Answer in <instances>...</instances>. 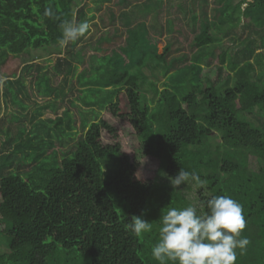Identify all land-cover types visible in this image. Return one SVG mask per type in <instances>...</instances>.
I'll return each instance as SVG.
<instances>
[{
  "label": "trees",
  "instance_id": "trees-1",
  "mask_svg": "<svg viewBox=\"0 0 264 264\" xmlns=\"http://www.w3.org/2000/svg\"><path fill=\"white\" fill-rule=\"evenodd\" d=\"M86 1L0 0V52L21 57L60 48L61 25L73 18L80 23ZM132 1L105 0L110 8ZM48 8L50 17L44 15ZM198 9L192 8L187 29L170 17L162 27L156 19L127 20L124 34L102 36L105 46L78 74L79 99L104 108L116 126L98 119L77 131V119L66 110L30 129L22 122L1 131L0 236L8 253L0 254V264H69L77 256L84 264H155L148 244L125 225L133 216L145 219L151 209L156 230L163 168L168 180L179 169L199 174L207 184L199 203L249 194V209L259 206L260 218L245 215L241 238L249 244L253 235L264 239V0H201ZM228 36L231 48L222 44ZM215 44L216 56L206 52ZM74 57L57 60V76L70 75ZM149 63L163 64L169 80L184 87L182 94L164 88L153 109L139 92ZM51 78L46 72L38 79L45 98L55 93ZM4 84L12 104L25 109L11 82ZM112 91L114 98H102ZM214 132L221 135L216 146L209 141ZM126 133L142 140L140 152L133 144L122 146ZM53 137L71 146L63 151ZM251 159L260 164L257 171ZM145 160L158 171L142 170Z\"/></svg>",
  "mask_w": 264,
  "mask_h": 264
},
{
  "label": "rangeland",
  "instance_id": "rangeland-1",
  "mask_svg": "<svg viewBox=\"0 0 264 264\" xmlns=\"http://www.w3.org/2000/svg\"><path fill=\"white\" fill-rule=\"evenodd\" d=\"M127 6L121 4V6L110 8V4L105 0H87L85 3L84 13L85 16L81 19V22L87 21L90 25L88 32L80 37L73 45L68 44L67 47L51 48L48 50L31 51L27 56L13 57L10 54L0 52V149L4 142V135L1 131L7 130L8 127L16 129L22 122H26V127L30 129L36 121L55 119L57 116H61L64 111H68L71 116L77 119V131L82 130V123L87 125L95 120H104L112 126H116L114 120L104 112V108L90 107L83 105L80 101V97L84 92L78 84V74L83 67H87L88 60L91 55L97 53V48L105 46V34L110 33H123L126 29L127 20L141 21L139 16L144 12L143 8H139L140 3H152L153 7L148 9L150 17L145 19L146 23L154 22L153 18L157 16V23L159 27L165 25L166 18L170 17L175 20L183 28L187 29V23L189 16L192 13V8L199 13L198 5L201 0H139L141 2H134ZM147 1V2H146ZM240 0H234L238 2ZM250 2L251 0H246ZM137 7L139 9H137ZM180 7V9H179ZM244 5L242 8H245ZM120 8V9H119ZM137 9V10H136ZM114 11V13H112ZM147 12V11H146ZM115 19L114 24L112 22ZM104 20L107 22L105 25ZM152 20V21H151ZM74 22V18L71 20ZM109 25H114L107 29ZM108 31V32H107ZM239 33L246 37L248 31H241ZM254 36V35H253ZM228 36L223 39L222 44L228 47H232ZM256 37V36H255ZM234 46V45H233ZM206 52L216 56L220 50L218 44L206 49ZM232 52V51H231ZM74 53H80L79 56L74 57V62L71 60V73L70 75H56L55 66L58 59L70 58ZM78 59L82 60V63L78 64ZM46 72L52 75L51 84L55 93L50 98L43 97L42 89L38 86V79ZM142 72L146 76L147 82H139V92L142 95V104L150 106L152 109L155 107L159 93L164 88L175 90L178 94L183 93L184 87L176 82L169 80V75L163 64L155 65L149 63L146 67L142 68ZM10 81L11 88L15 92L20 93V97L17 99L21 102L25 109H22L19 105H14L9 98V95L4 91V82ZM185 85V83H183ZM117 89V88H116ZM123 87H118V91ZM116 91H112L109 96H102V98L111 97L114 98ZM111 100H102L103 103H107ZM113 102V101H112ZM11 115L16 116L20 121L11 119ZM263 116V114H262ZM243 118V115L241 116ZM254 123H258V119L251 117ZM77 133H73L70 138H76ZM220 134L212 133L209 141L211 145L216 146L220 143ZM54 142L62 144L64 146L63 151H67L69 142L65 138L53 137ZM122 146L133 144L140 152L142 147V140L126 133L121 139ZM6 151V150H5ZM250 168L257 171L260 164L251 159L249 162ZM34 167V163L29 165V168ZM142 170L149 173H155L158 168L145 160L142 164ZM24 172V171H23ZM165 169L163 168L159 173L157 183L159 185V195L156 201V221L158 226L156 230L152 229L149 232H145L141 235L143 241L148 244L151 249L155 242L159 239V217L170 207H183L189 203H199L198 192L201 188L195 187L192 183H186L181 185L179 189L172 188L170 181L164 176ZM22 173V172H21ZM242 178L237 179L240 182ZM203 190L207 189V184ZM240 193V192H239ZM206 195V194H205ZM209 195V192L207 193ZM240 198L237 200L243 206V214L248 215L252 212V215L256 218H260V209L257 206V210L249 209L253 204L249 194V199L243 198V194L240 193ZM155 203V199L153 201ZM257 203V199H255ZM151 209L145 214V220L152 223ZM255 211V212H254ZM254 212V213H253ZM253 218V217H252ZM257 219V220H258ZM250 244L246 249H237V258L235 264H264V239L259 237L251 238ZM8 253V248L5 240L0 236V254ZM81 256L75 257L69 264H84ZM82 262V263H81ZM155 264H158L156 261Z\"/></svg>",
  "mask_w": 264,
  "mask_h": 264
},
{
  "label": "clouds",
  "instance_id": "clouds-1",
  "mask_svg": "<svg viewBox=\"0 0 264 264\" xmlns=\"http://www.w3.org/2000/svg\"><path fill=\"white\" fill-rule=\"evenodd\" d=\"M52 16L51 8L44 12ZM87 21H66L61 25V47L76 42L89 30ZM172 188L192 183L205 188L206 181L196 172L179 169L169 178ZM203 209V210H202ZM125 225L139 237L152 230L142 216H133ZM246 227L243 206L229 195L210 196L203 203L170 207L159 217V239L151 248V257L158 264H235L237 249L244 250L249 240L241 238Z\"/></svg>",
  "mask_w": 264,
  "mask_h": 264
},
{
  "label": "crops",
  "instance_id": "crops-1",
  "mask_svg": "<svg viewBox=\"0 0 264 264\" xmlns=\"http://www.w3.org/2000/svg\"><path fill=\"white\" fill-rule=\"evenodd\" d=\"M138 1H139V0H135L134 2H138ZM139 2H141V1H139ZM146 2H147V1H146ZM148 5H149V6H148ZM138 7H139V8H143V9H140V10H143V11H144V12H142L141 14H139L138 17H140V18L142 19L141 21H145V19H147V18H145V17H146V14H148V18H149L150 15H151L150 13H148V9H146V8H147V7H151V8H152V7H153V4L150 3V2H149V3H143V2H142V3H140V6H138ZM138 7H137V9H139ZM137 9H136V10H137ZM146 11H147V12H146ZM156 18H157V16L155 15L154 18H153V20L156 19ZM151 21H152V20H151ZM156 21H157V19H156Z\"/></svg>",
  "mask_w": 264,
  "mask_h": 264
}]
</instances>
